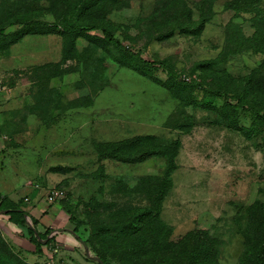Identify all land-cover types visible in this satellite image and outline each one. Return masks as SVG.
Here are the masks:
<instances>
[{"label": "rangeland", "instance_id": "1", "mask_svg": "<svg viewBox=\"0 0 264 264\" xmlns=\"http://www.w3.org/2000/svg\"><path fill=\"white\" fill-rule=\"evenodd\" d=\"M75 1L0 0V191L26 204L33 201L24 196L38 193L37 205L50 207L42 198L62 190L58 228L81 239L74 250L40 254L15 243L0 216V264H99L95 255L109 264H196L198 253L207 264H264L256 260L264 121L210 91L264 107V52L253 43L255 23L264 38V0L253 12L227 8L231 0ZM185 7L194 21L202 11L210 16L200 34L174 29L179 18L188 23ZM81 24L164 60L180 82L98 30L71 29ZM148 135L181 142L162 201L165 243L152 227L137 235L128 224L130 210L150 205L143 178L161 177L166 159L127 164L112 153L114 144ZM135 241L144 246L133 255L125 245Z\"/></svg>", "mask_w": 264, "mask_h": 264}, {"label": "trees", "instance_id": "2", "mask_svg": "<svg viewBox=\"0 0 264 264\" xmlns=\"http://www.w3.org/2000/svg\"><path fill=\"white\" fill-rule=\"evenodd\" d=\"M69 1V0H66ZM259 1L261 0H231L227 3V8L233 9L235 11H244V12H253L256 6V2L259 4ZM76 4H80V6L87 5L89 6V0H76ZM185 9L188 11V13H182L181 15H188V23L185 22L183 18H179L180 23L175 26L174 29H183L182 32H185L187 34L195 35L200 34L207 22L210 20V16H207L206 12L202 11L200 19L197 21H194L192 18V14H189V10L185 7ZM182 11V9H180ZM183 12V11H182ZM256 16V15H255ZM260 22L264 23V18L259 19ZM43 23V22H42ZM80 33H87L90 31L98 30L102 33L104 39L108 41L110 44L115 46L117 49L121 51L127 52L129 55L134 56L135 58L139 59L141 62L147 64V65H156L161 66L166 69H168L169 75L171 78L177 82H180L178 80V77L176 74L169 68V66L165 63L164 60H156L152 59L149 60L147 58L142 57V54L140 52L134 51L132 48L125 46L122 42H120L117 38L114 37L111 31H109L106 28H103L101 26L92 25V26H86L84 24L81 25H73L71 29H75ZM255 29L258 31L257 35L255 36V40L253 43H255L258 47L261 48V50L264 52V38L262 37L260 33V25L255 23ZM167 34H164L165 36ZM250 44H252L250 42ZM201 85L204 88V85ZM211 93L221 96L225 99V103L230 108H233L234 110H243L246 112H249L253 115H255L258 119L264 121V107H256L251 101H248L241 96H235L232 97L230 93L226 90H210ZM181 146L180 140H164L160 137L155 136H141L134 139H128L123 142H118L114 144L113 146V154L114 159L119 160L123 163L131 164V163H138V162H144L146 161L147 157L151 155H159L166 159V169L162 171V175L159 178L154 179L153 177H145L142 180V184L146 185V191L148 195V200L150 202L149 207L147 208H137L129 211L130 216L132 217V221L128 224L129 228H136L138 232L137 235H140L141 232L144 231V228H147L148 226L152 227L155 231H157L158 237L162 240V243H165L164 235L167 234V225L161 220L160 214L162 211V201L166 194L168 193V190L171 188L172 183H170L168 180L170 179L171 175L173 174L174 170L177 169V160L176 156L178 155L179 149ZM122 151L123 153H121ZM167 179V184L164 183V180ZM158 181V182H157ZM171 181V180H170ZM26 198V197H25ZM26 205L24 200H18L14 201L9 196L4 195L0 192V216H7L6 219L8 222L15 224L18 227L25 228L28 231V237L30 242L35 246V252L37 253H44L47 249H50L54 251L57 246L53 245L55 244V236L52 237L47 241L46 244H44V240H46L49 235L51 234L52 230L47 229L45 233H41L37 230V220L34 218H31L32 226H29L27 223L26 215L29 214V211L24 207ZM154 215V216H153ZM69 222H74V219L72 216H69ZM5 219V218H3ZM157 223V224H156ZM258 230H262V228L258 227ZM74 233L77 236V232ZM135 231V230H134ZM151 233V230H149ZM264 232V229H263ZM133 233V232H132ZM262 233V232H261ZM264 235V234H263ZM196 236H198L196 234ZM199 237V236H198ZM78 241H81V239L77 236ZM86 245L91 247L89 241H85ZM126 243L127 251L129 250V253L131 254L133 252V255L137 253V245L144 246L140 243ZM203 245L205 247V242L199 243V247ZM45 247V248H44ZM49 247V248H48ZM45 249V250H44ZM62 250V248L58 247V252ZM209 251L208 248L205 247L203 250L204 253H207ZM138 254V253H137ZM200 254H194L193 258L196 264H207L206 260L201 259ZM99 256L104 264H109L102 256ZM12 257H10L11 259ZM264 258V239L261 241L260 248L256 254V260L262 261ZM10 263V262H9ZM2 264H7L6 262H3ZM12 264H27L20 260L19 258H15V261L12 262ZM99 264H101L99 262Z\"/></svg>", "mask_w": 264, "mask_h": 264}, {"label": "crops", "instance_id": "3", "mask_svg": "<svg viewBox=\"0 0 264 264\" xmlns=\"http://www.w3.org/2000/svg\"><path fill=\"white\" fill-rule=\"evenodd\" d=\"M34 194H33V197L24 196V197L30 198V200L26 201V202L33 201L30 204L27 203L24 206L29 211V214L26 215V219L28 222L27 224L29 226H32L31 218H34L37 220L36 227H37V230L39 232L45 233L47 231V229L52 230L49 237L46 240H44V244H46L49 239H51L52 237L55 236V244H53V245L57 246V248L58 247L62 248V250H65V249H73L74 250L77 247V244L79 243V241H78L76 234L72 230V228H70L69 226L61 227V229L58 228L60 226H58L59 223L56 221V219L61 217V216L58 217L60 212H61V208H56V206L54 204L49 205L50 207H48V206L44 207L45 204L42 201H40V204L37 205L36 197H38L37 196L38 193L35 195ZM9 197L12 200L16 199V198H13V196H9ZM42 200H45V198L43 197ZM14 201H18V200H14ZM5 218L7 219L8 217L5 216ZM6 222L9 226L10 231H11L8 234L11 237V239H13V241L15 243L20 244L21 247H24L27 249H28V247L26 246V244L33 245L29 240V237L27 234L28 231L25 228L18 227L13 223L8 222L7 220H6ZM48 222H51V224H49ZM68 223H69V221H68ZM12 226L16 227L17 230H15V228ZM45 249H47V247Z\"/></svg>", "mask_w": 264, "mask_h": 264}, {"label": "built area", "instance_id": "4", "mask_svg": "<svg viewBox=\"0 0 264 264\" xmlns=\"http://www.w3.org/2000/svg\"><path fill=\"white\" fill-rule=\"evenodd\" d=\"M63 195H64V192L62 190L58 188H51L49 192L47 193L45 200L49 205H52L55 202H57L60 198H62ZM29 199H30L29 197L25 198L26 201H29ZM54 252H58V248H55Z\"/></svg>", "mask_w": 264, "mask_h": 264}, {"label": "water", "instance_id": "5", "mask_svg": "<svg viewBox=\"0 0 264 264\" xmlns=\"http://www.w3.org/2000/svg\"><path fill=\"white\" fill-rule=\"evenodd\" d=\"M93 259L97 260L98 262H100L101 264H104L102 259L99 256H92Z\"/></svg>", "mask_w": 264, "mask_h": 264}]
</instances>
